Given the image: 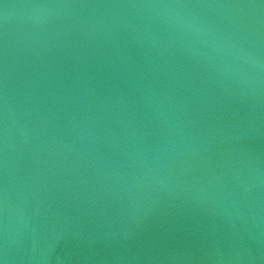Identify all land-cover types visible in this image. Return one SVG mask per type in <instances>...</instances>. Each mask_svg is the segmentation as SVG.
Wrapping results in <instances>:
<instances>
[{"label": "water", "instance_id": "1", "mask_svg": "<svg viewBox=\"0 0 264 264\" xmlns=\"http://www.w3.org/2000/svg\"><path fill=\"white\" fill-rule=\"evenodd\" d=\"M0 264H264V0H0Z\"/></svg>", "mask_w": 264, "mask_h": 264}]
</instances>
